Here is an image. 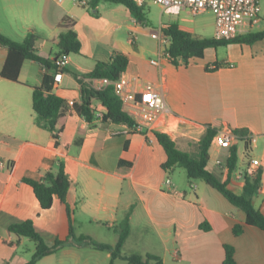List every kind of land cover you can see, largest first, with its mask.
<instances>
[{"label":"crops","instance_id":"obj_1","mask_svg":"<svg viewBox=\"0 0 264 264\" xmlns=\"http://www.w3.org/2000/svg\"><path fill=\"white\" fill-rule=\"evenodd\" d=\"M186 11L160 18L159 30L176 22L205 37L182 23L180 15ZM98 12L92 15L80 0H0V34L21 42L29 31L39 33L36 51L50 60L58 52L54 41L68 25L81 45L79 53L68 54L61 80L52 88L66 101V119L57 139L35 124L32 108L33 86L41 85L43 73L54 75V70L27 59L18 81L0 75V264H24L35 250L33 240L9 230L11 224L31 220L47 245L65 240L71 227L76 237L113 246L116 225L131 207L123 254H155L164 264H225V245H230L236 264H264V231L245 224V213L204 180L190 181L186 175L175 183V167L162 168L167 156L154 135L166 133L195 154L207 127L216 134L231 129L236 170L228 174L231 146H219L214 138L207 168L241 194L244 181L238 172L257 159L260 185L253 203L264 214V39L207 48L203 58L187 63L179 59L174 65L166 54L169 39L161 43L153 38L146 16L135 19L125 5L106 1L99 3ZM262 21L239 34L264 30ZM117 52L129 58L122 76L134 80L138 89L149 83L163 95L166 110L153 131L132 132L125 124L102 122L99 102L93 103L97 112L92 123L74 108L81 102V84L74 74L90 72ZM7 54L8 48L0 45V71ZM215 62L220 63L217 68ZM84 81L91 87L97 83L93 78ZM58 160L73 184L65 202L54 197L52 206L42 209L22 178H39ZM166 178L171 184H165ZM237 224L243 225L239 235L233 232ZM110 261V250L72 239L35 264H129L123 258Z\"/></svg>","mask_w":264,"mask_h":264},{"label":"trees","instance_id":"obj_2","mask_svg":"<svg viewBox=\"0 0 264 264\" xmlns=\"http://www.w3.org/2000/svg\"><path fill=\"white\" fill-rule=\"evenodd\" d=\"M101 1L123 4L129 9L135 19L144 20L145 18L144 5L138 6L134 0H89L88 11L92 15H99L98 5ZM66 27V31L62 32L54 41L58 47L54 60L42 57L37 53L36 42L40 38L37 32L29 31L21 42L14 41L0 34V45L8 48V54L0 75L5 79L18 81L21 66L27 59L45 65L48 69L65 71L64 67L59 68L57 66V58L62 54L79 53L81 47L76 31L71 25ZM162 31L169 39L166 53L168 59L174 65H178L179 59L187 63L190 59L203 58L207 48H217L230 43L253 44L264 39V30L238 34L231 39L199 37L181 29L176 22L166 24ZM128 63V56L122 52H117L110 61H98L90 72L81 76L74 74L81 84V102L75 103L74 108L87 123H92L96 118L97 108L93 103L99 102L102 108L100 118L102 122L108 121L115 124H125L130 131H136L135 120L123 109L120 99L114 94L112 85H108L102 89H95L84 81V78L119 79L126 71ZM219 65L220 63L215 62L213 68H217ZM53 82L54 75L47 72L43 73L41 85L33 86L32 108L35 113V124L51 132L57 139L66 119L64 113L66 101L52 93ZM154 135L166 152L167 158L161 165L163 169L168 170L178 167L185 170L187 178L190 181L196 179L204 180L207 184L218 190L230 203L245 213V224L256 226L264 231V214L253 203L254 193L260 185V173L257 172L254 175L244 173L242 193L236 194L227 188L226 181H221L215 173L207 168L209 148L216 135V131L213 128L207 127L205 133L197 142V152L195 154L180 148L176 141L172 140L166 133L155 131ZM81 139L82 136L78 135V141H81ZM121 163L123 162L120 161ZM237 163V148L231 146L226 162L228 174L236 170ZM22 181L32 187L42 209H49L52 206L54 197H58L62 202H65L68 190L73 184L62 160H58L54 169L48 170L39 178L31 179L24 177ZM131 212L132 207L117 223L116 231L118 237L113 246L92 241L87 236L76 237L71 227L65 240L57 239L54 244L47 245L43 237L36 231L31 220L11 224L9 230L18 236L28 237L35 243V250L31 258L24 264H35L40 258L57 251L72 239L75 241L89 240L99 250H110V263L116 258H123L129 264H164L162 258L155 254H123L122 249L130 233ZM202 228L205 229L203 225ZM242 231L243 225L241 224H237L233 228V232L236 235H239ZM233 255V247L225 245L224 263L236 264Z\"/></svg>","mask_w":264,"mask_h":264},{"label":"built area","instance_id":"obj_3","mask_svg":"<svg viewBox=\"0 0 264 264\" xmlns=\"http://www.w3.org/2000/svg\"><path fill=\"white\" fill-rule=\"evenodd\" d=\"M134 2L138 6H143L148 2L157 4L166 14H178L184 9L189 10L193 15L211 11L215 24L213 37L216 39L234 38L244 28L256 24L260 20L261 12L259 0H134ZM80 4L88 5L85 0H80ZM151 36L161 43L168 41V37L160 30L152 31ZM67 62L68 54H62L56 60L59 68L65 67ZM151 62L157 63L155 60H151ZM61 76L60 70H54L53 85L60 82ZM108 85L113 86L114 94L120 99L123 109L135 120L136 130L153 131L161 125L166 105L163 95L153 85L145 83L141 89H138L134 80L121 75L116 80L99 78L93 88L102 89ZM67 103L73 105V100H69ZM214 139L219 146L230 147L236 136L231 129L227 128L217 133ZM258 165L257 159H251L244 171L238 172L239 176L244 173L256 174ZM165 184H171V180L166 178Z\"/></svg>","mask_w":264,"mask_h":264},{"label":"rangeland","instance_id":"obj_4","mask_svg":"<svg viewBox=\"0 0 264 264\" xmlns=\"http://www.w3.org/2000/svg\"><path fill=\"white\" fill-rule=\"evenodd\" d=\"M261 12L260 18L263 20L260 25H264V0H259ZM145 16L150 29L159 30L160 18L165 20L167 14L162 13V8L154 3L148 2L144 5ZM181 21L183 24L189 25L197 30L198 35H203L205 37L214 36V15L211 11H206L204 13L193 15L190 11L181 13ZM221 47V46H220ZM195 151V150H194ZM192 150V152L194 153ZM172 178L175 183L180 182V180L186 179V173L183 169L175 167L172 173ZM33 243V241H30Z\"/></svg>","mask_w":264,"mask_h":264}]
</instances>
